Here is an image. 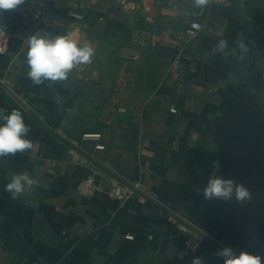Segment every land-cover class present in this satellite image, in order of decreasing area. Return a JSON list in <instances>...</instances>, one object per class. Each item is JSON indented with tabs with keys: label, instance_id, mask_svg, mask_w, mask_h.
I'll return each instance as SVG.
<instances>
[{
	"label": "crops",
	"instance_id": "crops-1",
	"mask_svg": "<svg viewBox=\"0 0 264 264\" xmlns=\"http://www.w3.org/2000/svg\"><path fill=\"white\" fill-rule=\"evenodd\" d=\"M0 26V115L19 111L31 141L0 154V264H225L224 247L264 264V217L204 195L230 125L264 135V0H24ZM36 33L87 43L90 62L33 83ZM17 175L34 183L13 196ZM87 175L133 193L81 197Z\"/></svg>",
	"mask_w": 264,
	"mask_h": 264
},
{
	"label": "clouds",
	"instance_id": "clouds-1",
	"mask_svg": "<svg viewBox=\"0 0 264 264\" xmlns=\"http://www.w3.org/2000/svg\"><path fill=\"white\" fill-rule=\"evenodd\" d=\"M24 0H0V10L15 9ZM197 6L202 7L207 0H196ZM29 47L26 53L29 65L28 76L33 83H42L44 79L57 80L66 78L68 71L75 65L90 62L93 49L86 43L78 46L77 42L70 36H57L49 38L39 33L29 37ZM227 45L226 41H220L218 48L223 50ZM28 131L21 113L13 111L9 115H0V154L15 153L17 150H24L31 147V141L24 138ZM34 181L27 175L14 176L7 188L12 191L13 196L24 190L25 185H31ZM235 192L237 200L249 197L248 190L235 184L231 179L221 177H210L204 195L206 198L213 196L228 198ZM221 255L226 258L225 264H261V257L258 255L240 252L233 255L232 249L224 247ZM193 264H201L196 258Z\"/></svg>",
	"mask_w": 264,
	"mask_h": 264
},
{
	"label": "water",
	"instance_id": "water-1",
	"mask_svg": "<svg viewBox=\"0 0 264 264\" xmlns=\"http://www.w3.org/2000/svg\"><path fill=\"white\" fill-rule=\"evenodd\" d=\"M228 162L219 177L244 186L249 197L237 200L235 192L228 198L213 196L216 204L238 209L251 223L264 217V135L253 120L237 121L223 137Z\"/></svg>",
	"mask_w": 264,
	"mask_h": 264
},
{
	"label": "built area",
	"instance_id": "built-area-1",
	"mask_svg": "<svg viewBox=\"0 0 264 264\" xmlns=\"http://www.w3.org/2000/svg\"><path fill=\"white\" fill-rule=\"evenodd\" d=\"M227 1V0H220ZM39 11L34 14V17H38ZM202 27L201 23L197 20H192L189 23L188 32L194 33L197 30H200ZM9 37V31L0 26V53H3L7 48V42ZM178 61L174 60L173 67L178 66ZM172 112H175L176 109L173 107L170 109ZM85 139H95L98 137V134H84L82 136ZM76 193L84 198L92 197H104L109 200H115L118 202H123L129 199L133 193L132 189L126 188L119 183H110L104 184L102 181L96 179L94 175H87L80 179L76 184Z\"/></svg>",
	"mask_w": 264,
	"mask_h": 264
}]
</instances>
